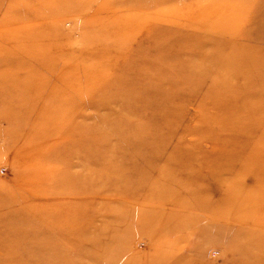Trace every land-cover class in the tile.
I'll use <instances>...</instances> for the list:
<instances>
[{"label":"rangeland","instance_id":"rangeland-1","mask_svg":"<svg viewBox=\"0 0 264 264\" xmlns=\"http://www.w3.org/2000/svg\"><path fill=\"white\" fill-rule=\"evenodd\" d=\"M0 264H264V0H0Z\"/></svg>","mask_w":264,"mask_h":264}]
</instances>
